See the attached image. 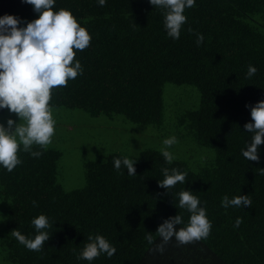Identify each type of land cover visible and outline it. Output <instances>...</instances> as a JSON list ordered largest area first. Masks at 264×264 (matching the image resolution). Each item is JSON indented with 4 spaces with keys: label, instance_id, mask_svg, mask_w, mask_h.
<instances>
[{
    "label": "trees",
    "instance_id": "16d2710c",
    "mask_svg": "<svg viewBox=\"0 0 264 264\" xmlns=\"http://www.w3.org/2000/svg\"><path fill=\"white\" fill-rule=\"evenodd\" d=\"M61 8L71 11L92 39L87 49L74 50L83 75L53 90L54 109L121 115L156 128L161 137L172 131L178 140L170 149L175 159L168 164L161 148H144L136 158L137 175L130 176L114 167V158L123 153L103 154L86 159L83 187L66 190L58 181L61 150L48 146L39 158L21 151L23 163L11 173L0 166V199L9 204L0 227V259L10 264H264V175L258 170L264 168V145L258 163L241 151L253 136L244 128L251 122L246 105L264 100V0H196L185 10L179 40L168 37L163 11L149 0H107L104 7L98 0H56L54 10ZM4 15L30 22L39 14L22 0H0ZM189 27L203 34L200 46ZM249 65L258 70L251 78ZM168 84L195 87L199 102L188 108L176 101L179 109L171 111L172 123L165 126ZM6 112L0 110V116ZM180 143L191 148L185 151ZM165 167L187 172V183L169 193L160 188ZM182 190L200 199L211 233L183 246L173 237L163 254L154 252L161 243L157 229L166 219L179 214L184 223L177 229L188 224L190 213L175 206ZM238 195H249L251 206H221L224 196ZM39 215L53 225L47 230L50 239L42 252L29 251L11 232L18 229L34 239L32 220ZM238 217L243 222L236 228ZM148 232L154 244L145 239ZM89 235H103L116 253L78 260Z\"/></svg>",
    "mask_w": 264,
    "mask_h": 264
},
{
    "label": "clouds",
    "instance_id": "9594fccd",
    "mask_svg": "<svg viewBox=\"0 0 264 264\" xmlns=\"http://www.w3.org/2000/svg\"><path fill=\"white\" fill-rule=\"evenodd\" d=\"M33 7L38 18L30 22L22 21L12 15L0 17V110H7L15 115L17 120L9 118L6 125L0 122V166L11 173L23 161L19 153H30L33 158H39L53 142L56 133V121L53 118L55 106L50 102L53 90L66 87L70 80L83 75L81 62L76 59V51H83L90 46L92 37L86 28L80 26L71 11L61 8L54 10L56 0H22ZM154 8L163 11V24L168 37L179 40L181 30L187 23L184 14L187 8L195 7L196 0H149ZM107 0H98V5L106 6ZM26 23L25 27L20 26ZM188 32L197 36L196 43L200 46L204 41L203 34L194 33L189 27ZM257 68L249 65L247 78L257 72ZM251 110V122L244 125L247 132L252 133L251 142L242 149V155L248 161L259 162V148L264 145V100L254 106L246 105ZM178 143L175 136L164 139L161 155L166 163L172 164L175 157L168 149ZM39 148L41 150H34ZM138 159L114 158L117 171L123 167L130 176L137 175ZM264 175V168H258ZM164 179L158 181L160 188L167 192L178 183H187V172L176 168L161 169ZM123 174V173H121ZM206 203V202H205ZM249 195H238L231 200L228 196L222 198L221 206L250 207ZM200 199L192 191L182 190L178 193L179 209L190 213L186 227L177 229L184 223L183 217L177 214L166 219L157 229L161 243L152 251L161 254L173 237L178 246L188 245L207 239L211 233L212 224L207 218L206 208L201 207ZM33 206H38L33 201ZM242 218H237L234 227L238 228ZM37 235L30 239L18 229L11 235L29 251L42 252L45 243L50 239L48 229L52 223L45 215H39L32 220ZM148 243L154 244L152 233L145 236ZM88 242L77 255L78 260L93 261L102 254L111 258L116 248L103 235H89Z\"/></svg>",
    "mask_w": 264,
    "mask_h": 264
},
{
    "label": "rangeland",
    "instance_id": "374dc122",
    "mask_svg": "<svg viewBox=\"0 0 264 264\" xmlns=\"http://www.w3.org/2000/svg\"><path fill=\"white\" fill-rule=\"evenodd\" d=\"M164 99L167 107L165 126H170L172 123L171 111L179 109L176 101L186 103L188 108L197 107L199 102L195 87H176L171 84L166 85ZM9 118L19 122L18 118L8 111L0 116V122L6 125ZM53 118L56 121V133L49 146L62 151L58 181L66 190L81 188L85 185L86 159L117 151L130 159H136L142 149L163 148L164 139L174 136V133L170 131L161 137L156 128L129 122L121 115L111 118L91 117L82 110L63 108L54 109ZM180 144L181 149L185 151L191 148V145ZM171 148L168 150L170 151ZM190 152L197 155L200 153L196 148H192ZM207 153L211 155L210 151ZM8 209L9 204L0 199V227ZM0 264L10 263L0 259Z\"/></svg>",
    "mask_w": 264,
    "mask_h": 264
}]
</instances>
